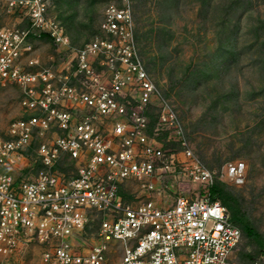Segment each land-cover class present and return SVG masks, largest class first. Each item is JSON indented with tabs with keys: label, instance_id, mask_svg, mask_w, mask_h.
<instances>
[{
	"label": "built area",
	"instance_id": "obj_1",
	"mask_svg": "<svg viewBox=\"0 0 264 264\" xmlns=\"http://www.w3.org/2000/svg\"><path fill=\"white\" fill-rule=\"evenodd\" d=\"M45 1L20 0L27 26L0 31V88L20 87L27 114L0 137V256L34 240L42 264H107L114 248L118 264H239L244 234L138 54L130 1L63 73L31 56L44 35L70 47Z\"/></svg>",
	"mask_w": 264,
	"mask_h": 264
},
{
	"label": "rangeland",
	"instance_id": "obj_2",
	"mask_svg": "<svg viewBox=\"0 0 264 264\" xmlns=\"http://www.w3.org/2000/svg\"><path fill=\"white\" fill-rule=\"evenodd\" d=\"M19 1L0 0V31L27 26V11ZM129 1L138 54L190 147L213 173L214 184L238 199L264 237V0ZM112 2L122 4V0H46V14L64 29L70 47L58 46L44 35L31 40V56L63 73L76 61L79 49L106 37L105 11ZM21 100L20 87L0 88V137L12 122L27 115ZM47 138L40 135L42 141ZM235 164L245 166L240 178L227 174ZM133 185L132 189L139 186ZM191 186L180 184L179 189ZM43 250L30 240L13 257L0 256V264H42ZM258 250L244 237L237 262L264 264ZM118 262L114 248L107 264Z\"/></svg>",
	"mask_w": 264,
	"mask_h": 264
},
{
	"label": "trees",
	"instance_id": "obj_3",
	"mask_svg": "<svg viewBox=\"0 0 264 264\" xmlns=\"http://www.w3.org/2000/svg\"><path fill=\"white\" fill-rule=\"evenodd\" d=\"M211 196L214 200L221 201L229 209L233 224L242 230L244 237L251 244L258 247L259 254L264 255V237L253 225L246 213L243 212L238 199L216 183L211 188ZM249 258L252 259L253 257L250 255Z\"/></svg>",
	"mask_w": 264,
	"mask_h": 264
}]
</instances>
